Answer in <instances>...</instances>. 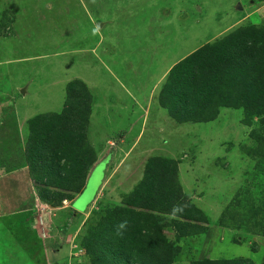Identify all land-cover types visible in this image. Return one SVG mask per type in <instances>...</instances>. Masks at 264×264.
<instances>
[{
  "label": "rangeland",
  "instance_id": "rangeland-1",
  "mask_svg": "<svg viewBox=\"0 0 264 264\" xmlns=\"http://www.w3.org/2000/svg\"><path fill=\"white\" fill-rule=\"evenodd\" d=\"M245 26L264 28V0H0V197L3 173L23 170L36 201L0 217L22 264L44 261L35 219L55 242L51 264H96L88 242L99 264H264V113L231 105L229 92L182 121L161 99L175 64ZM83 82L72 91L88 100L87 119L37 139L29 121L59 115L66 85ZM34 140L49 152H28ZM151 158L176 169L200 213L132 205Z\"/></svg>",
  "mask_w": 264,
  "mask_h": 264
},
{
  "label": "trees",
  "instance_id": "trees-1",
  "mask_svg": "<svg viewBox=\"0 0 264 264\" xmlns=\"http://www.w3.org/2000/svg\"><path fill=\"white\" fill-rule=\"evenodd\" d=\"M71 83V82H70ZM66 85V107L59 115L55 113L35 116L30 122L32 132L37 139H53L56 132H62L63 122L80 124V115L87 119L90 112L88 100L73 94L72 89L86 90L83 82L78 87ZM180 86L184 89L180 91ZM80 87H82L80 89ZM235 92V100L231 105L243 107L244 111L252 115L264 113V28L257 26L238 27L218 41L208 43L193 51L182 61L175 64L169 72L164 90L162 89V103L168 108L170 115L182 121L198 120L197 116L204 113L212 105L217 104L224 94ZM238 97V98H237ZM82 98V99H81ZM79 111V118L70 117L73 110ZM81 112V113H80ZM208 120L209 118H204ZM250 121H248L249 123ZM55 125V126H54ZM122 131H120V134ZM40 141L29 143L28 152L44 154L51 147L44 148ZM45 153V154H46ZM158 159L151 158L148 162L146 174L138 189L131 192L129 200L132 205L144 207L150 212L167 213L185 217V213L200 210L191 203H187L182 196L181 187L176 179V169L168 174L157 165ZM169 163L168 161H165ZM164 162V163H165ZM168 177L167 189L160 191V180ZM171 182V183H170ZM165 183V184H166ZM85 182L83 183L84 186ZM81 187L80 191L82 190ZM79 191V192H80ZM78 192V193H79ZM77 193V194H78ZM176 210V211H174ZM95 241H97L95 239ZM136 242L131 236V240ZM92 243V242H91ZM91 243H86L92 262L99 264V260L90 252ZM144 243V242H143ZM137 244V242H136ZM100 248L98 254L103 255L100 241L95 243ZM144 250V244L130 246V251ZM231 260L223 259L221 262L229 263ZM201 264H216L215 261L205 258ZM200 263V262H199Z\"/></svg>",
  "mask_w": 264,
  "mask_h": 264
},
{
  "label": "crops",
  "instance_id": "crops-1",
  "mask_svg": "<svg viewBox=\"0 0 264 264\" xmlns=\"http://www.w3.org/2000/svg\"><path fill=\"white\" fill-rule=\"evenodd\" d=\"M15 173L16 174L14 175L12 172L3 173L4 182H7L6 188L3 189L6 194V199L3 200V195H1L0 217L2 215H11L19 213L22 214L24 213V211L34 208V205L36 203L34 195H32V192L30 190V185L28 181H26L27 177L24 178V171L17 170V172ZM91 174H89V176L86 178L82 190L78 194H76L69 202L68 207L72 208L75 212L78 211L73 208V204L85 190ZM93 200L94 198L92 199L91 203L93 202ZM91 203H89L84 210L90 207ZM43 216L44 215H40L39 218H43ZM30 225H32L29 226L30 229H32V231L36 233L38 239L40 240L39 247L42 245L41 251L42 257H44L43 263L51 264L54 261H58V259L56 260V256L50 253V248H52V245L55 246V242H52V240L48 238L49 235L45 231L44 227L42 226L38 228L41 224H39L37 219L32 221ZM0 228H2L0 229V264H22L23 258L17 253H14V249L12 248V239H10V237L7 235L5 227L1 226ZM60 251H62V249Z\"/></svg>",
  "mask_w": 264,
  "mask_h": 264
},
{
  "label": "clouds",
  "instance_id": "clouds-1",
  "mask_svg": "<svg viewBox=\"0 0 264 264\" xmlns=\"http://www.w3.org/2000/svg\"><path fill=\"white\" fill-rule=\"evenodd\" d=\"M174 211H176V210H174ZM127 224H128L127 221H123V222H121V223L118 225V234H120V230H121V229H126Z\"/></svg>",
  "mask_w": 264,
  "mask_h": 264
},
{
  "label": "water",
  "instance_id": "water-1",
  "mask_svg": "<svg viewBox=\"0 0 264 264\" xmlns=\"http://www.w3.org/2000/svg\"><path fill=\"white\" fill-rule=\"evenodd\" d=\"M238 8H240V6L238 5Z\"/></svg>",
  "mask_w": 264,
  "mask_h": 264
}]
</instances>
